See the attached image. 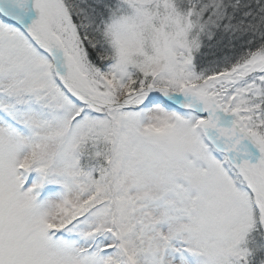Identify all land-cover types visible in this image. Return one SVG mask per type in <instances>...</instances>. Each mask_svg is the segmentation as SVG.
Here are the masks:
<instances>
[{
	"label": "snow or ice",
	"instance_id": "6c2138e0",
	"mask_svg": "<svg viewBox=\"0 0 264 264\" xmlns=\"http://www.w3.org/2000/svg\"><path fill=\"white\" fill-rule=\"evenodd\" d=\"M0 264H264V0H0Z\"/></svg>",
	"mask_w": 264,
	"mask_h": 264
}]
</instances>
